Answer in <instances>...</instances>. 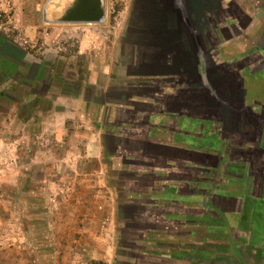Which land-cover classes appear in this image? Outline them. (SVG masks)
Returning <instances> with one entry per match:
<instances>
[{
	"label": "crops",
	"instance_id": "obj_1",
	"mask_svg": "<svg viewBox=\"0 0 264 264\" xmlns=\"http://www.w3.org/2000/svg\"><path fill=\"white\" fill-rule=\"evenodd\" d=\"M100 4L91 25L109 31L95 45L86 28L77 53L102 101L38 93L25 82V65L38 66L30 52L0 50V102L28 91L9 120L37 135L81 123L86 157L108 153L123 243L149 250L135 264H264V0ZM33 102L36 116H19Z\"/></svg>",
	"mask_w": 264,
	"mask_h": 264
},
{
	"label": "rangeland",
	"instance_id": "obj_2",
	"mask_svg": "<svg viewBox=\"0 0 264 264\" xmlns=\"http://www.w3.org/2000/svg\"><path fill=\"white\" fill-rule=\"evenodd\" d=\"M47 1L0 0V50L30 52L38 66L25 65V82L34 84V91L47 96L80 92L101 102L102 89L87 84L86 56L77 51L86 28L100 45L109 27L60 23L75 0H59L58 10L49 5L45 18ZM118 5L114 2L112 16ZM27 92L8 91L0 102V264H122L124 259L135 264L136 255L149 250L123 243L119 179L108 153L99 160L86 157L81 123L66 122L64 135H58V124L47 125L41 135L22 131V121L9 120L8 113L10 102ZM34 105L19 107V116H36ZM43 105L48 109L49 102Z\"/></svg>",
	"mask_w": 264,
	"mask_h": 264
},
{
	"label": "water",
	"instance_id": "obj_3",
	"mask_svg": "<svg viewBox=\"0 0 264 264\" xmlns=\"http://www.w3.org/2000/svg\"><path fill=\"white\" fill-rule=\"evenodd\" d=\"M104 20L100 0H75L69 12L60 21L63 24H99Z\"/></svg>",
	"mask_w": 264,
	"mask_h": 264
}]
</instances>
